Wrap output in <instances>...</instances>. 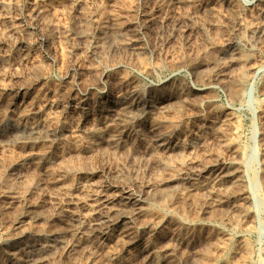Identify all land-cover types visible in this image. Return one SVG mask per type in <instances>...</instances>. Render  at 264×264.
I'll list each match as a JSON object with an SVG mask.
<instances>
[{
    "label": "rangeland",
    "instance_id": "rangeland-1",
    "mask_svg": "<svg viewBox=\"0 0 264 264\" xmlns=\"http://www.w3.org/2000/svg\"><path fill=\"white\" fill-rule=\"evenodd\" d=\"M262 23L264 0H0V264H264Z\"/></svg>",
    "mask_w": 264,
    "mask_h": 264
},
{
    "label": "bare ground",
    "instance_id": "bare-ground-1",
    "mask_svg": "<svg viewBox=\"0 0 264 264\" xmlns=\"http://www.w3.org/2000/svg\"><path fill=\"white\" fill-rule=\"evenodd\" d=\"M259 24V23H258ZM263 24V26L260 28L259 26H258V28H259V31H260V33L263 35L264 34V23H262ZM239 27V26H238ZM253 29H255V27L253 28ZM257 29V28H256ZM243 32V31H242ZM257 36V35H256ZM259 37H260V35H259ZM243 38V37H242ZM261 38V37H260ZM198 57V56H197ZM195 72V71H194ZM227 75L226 74H224L222 71L221 72H218V73H216V75L214 76V81L216 82V83H219V84H223L225 87H227L228 86V83L226 82V79H227ZM244 82V80H242V83L241 84H245V83H243ZM234 83V82H233ZM231 85V84H230ZM236 85V84H235ZM181 88V87H180ZM230 89V88H229ZM233 91V90H232ZM236 91V90H235ZM246 91V90H245ZM195 92V91H194ZM234 92V91H233ZM140 93V92H139ZM236 93V92H235ZM243 93H244V91H243ZM248 93V92H247ZM134 94V93H133ZM234 94V93H233ZM238 94V93H237ZM241 94H242V92H241ZM250 94V97H252V92H250L249 93ZM132 95V94H131ZM147 95V94H146ZM145 95V96H146ZM182 95V94H181ZM186 95H187V93H186ZM185 95V96H186ZM244 95V94H243ZM142 96V95H141ZM177 96V95H176ZM179 96V95H178ZM183 96V95H182ZM184 97V96H183ZM128 98H129V96H128ZM146 98V97H145ZM172 98V97H171ZM181 98V97H180ZM170 99V98H169ZM177 99V98H176ZM175 99V100H176ZM250 99V98H249ZM167 100H168V98H167ZM131 101V100H130ZM136 101V100H135ZM166 101V100H165ZM127 102V101H126ZM125 101L124 102H122L121 104H120V106L121 107H123V110L124 111H126L125 109H124V104L126 103ZM150 102H153V101H150ZM149 103V102H148ZM130 104H131V102H130ZM133 104V103H132ZM144 104V103H143ZM143 104H142V107H143ZM119 105V104H118ZM147 105V104H146ZM146 105H145V107H146ZM252 105V104H251ZM128 106H129V104H128ZM151 106V105H150ZM173 106V105H172ZM115 107V106H114ZM145 107H144V110H145ZM152 107V106H151ZM113 108V107H112ZM108 109V108H107ZM142 109V108H141ZM136 110V109H135ZM147 110V109H146ZM137 111H138V109H137ZM132 112V111H131ZM136 111H134V113H135ZM103 114V113H102ZM126 114V113H125ZM137 114V113H136ZM135 114V115H136ZM144 114H145V112H144ZM5 115H6V113H5ZM124 115V114H123ZM131 115H132V113H131ZM8 117V116H7ZM137 117H138V114H137ZM119 120V119H118ZM16 122V121H15ZM13 125H12V127L13 128H16L17 130H26V129H28V127H26V126H22V125H19V124H17V123H12ZM1 125V124H0ZM10 127V126H9ZM11 127V128H12ZM43 127H44V125H43ZM3 128V127H2ZM4 128H5V125H4ZM15 129V130H16ZM40 128L39 127H31L30 128V131L31 132H36L35 130H39ZM5 131V130H4ZM19 133V132H18ZM20 133H22V132H20ZM37 133V132H36ZM39 133V132H38ZM28 134H30V133H28ZM1 135V134H0ZM3 135V134H2ZM34 138V137H33ZM46 138V137H45ZM254 139H255V142H256V131L254 130V137H253ZM254 143V142H253ZM164 144V143H163ZM255 144V143H254ZM166 145V144H165ZM256 145V144H255ZM164 149V148H163ZM167 151V150H166ZM249 151V150H248ZM252 151V150H251ZM247 153V152H246ZM253 154H254V156H252V157H257L256 156V154H257V151H256V147L254 146L253 147ZM251 159V158H250ZM254 162V161H253ZM252 162V163H253ZM231 168V167H230ZM239 168V167H238ZM229 170L230 169H224L223 167H220L217 171H222L221 173L220 172H218L219 174H216L217 175V177L216 178H225V177H227V174H228V172H229ZM214 171V170H213ZM235 171H237V169L236 170H234V172ZM240 171V170H239ZM214 173V172H213ZM231 173V172H230ZM229 173V174H230ZM214 174V175H215ZM216 180V179H215ZM229 180V179H228ZM238 180H239V178H238ZM242 180V179H241ZM212 181V180H211ZM216 181H218V180H216ZM244 181V180H243ZM248 181H249V179H248ZM250 181H251V179H250ZM214 182V181H213ZM258 183V182H257ZM214 184V183H213ZM226 184V183H225ZM243 184V183H242ZM216 187V186H215ZM257 187V185H256V183H253V182H251V187H249V188H251L252 189V194L253 195H255L256 194V192H258V191H256V188ZM222 188V187H221ZM241 188H242V186H241ZM95 191L97 192V190L95 189ZM94 191V192H95ZM108 191H105V190H100V192L98 191L97 193L98 194H102L100 197H99V199L100 198H102V197H104L105 196V194L107 193ZM95 194V193H94ZM97 194V195H98ZM78 195V194H77ZM190 195V194H189ZM75 196V195H74ZM165 195L164 194H162V197H164ZM246 196V195H245ZM244 196V197H245ZM93 197V196H92ZM133 197H135L134 195H133ZM247 197V196H246ZM255 196H253V198H254ZM257 197H259V196H257ZM257 197H255V198H257ZM83 198V197H82ZM105 198V197H104ZM232 198V197H231ZM145 199V198H144ZM259 199V201L258 202H260V198H257V200ZM106 200H109V199H107L106 198ZM148 201H152V202H154V200L153 199H151V198H148L147 199ZM256 200V199H255ZM257 200H256V202H257ZM161 201V200H160ZM264 201V200H263ZM262 201V202H263ZM99 202V201H98ZM151 202V203H152ZM156 202H158V201H156ZM155 202V203H156ZM255 202V201H254ZM255 202V203H256ZM100 203H101V201H100ZM136 203H138V200L136 199V198H132L131 196H128L127 195V197L124 199V207H126V208H124V210H123V214H121L120 216H118L117 218H115L112 214H108L107 216H103L104 214H102V212H101V216H99L100 217V219H98L95 223H94V225H93V227H92V231H84V232H82L80 229H79V231H80V233H81V238H79V239H76L74 242H72L69 246H68V249H69V255H71V256H76V255H82V256H85L86 254H85V247H86V245L88 244V243H90L91 242V240H92V238H93V235L94 234H96L95 232H98V234H100V235H102L101 237L103 238L106 234H108L110 231L112 232V230H116L117 228H119L120 226H121V224L126 220V219H128V218H130L129 217V215H128V212L125 210V209H128L130 206L131 207H134V205ZM164 203H166V201L164 200ZM163 203V204H164ZM245 203V202H244ZM159 204H160V202H159ZM167 204V203H166ZM234 204V203H233ZM256 204H258V203H256ZM98 205V204H97ZM250 205V204H249ZM259 205H261V203L259 204ZM101 206H104V204H102ZM156 206H158V205H156ZM164 206H165V204H164ZM182 206V205H181ZM243 207H245V206H243ZM256 207V206H255ZM260 207V206H259ZM264 207V204H263V206H262V208ZM102 208V207H101ZM148 208H150V206L148 207ZM152 208V207H151ZM156 208V207H155ZM163 208V207H162ZM249 209H250V207H248ZM247 208V209H248ZM257 208V207H256ZM158 209V208H157ZM156 209V210H157ZM98 210H100V208H98ZM129 210V209H128ZM144 210V209H143ZM217 210V209H216ZM224 210V209H223ZM260 210V209H259ZM258 210V211H259ZM102 211V210H101ZM111 210H109V212H110ZM120 211V210H119ZM146 211H147V209H146ZM167 211V210H166ZM168 211H170V210H168ZM264 211V210H263ZM108 212V211H107ZM108 212V213H109ZM145 212V211H144ZM155 212V211H154ZM242 212V211H241ZM244 212V211H243ZM242 212V213H243ZM133 213V212H132ZM135 213V212H134ZM241 213V214H242ZM264 213V212H263ZM31 214V213H30ZM118 214V213H117ZM141 214V213H140ZM150 214H153V213H150ZM168 214V213H167ZM166 214V215H167ZM225 214V213H224ZM22 215V214H21ZM37 215V214H36ZM147 215V214H146ZM165 215V216H166ZM170 215V214H169ZM168 215V216H169ZM216 215V214H215ZM222 215V214H221ZM243 215H244V213H243ZM257 215V214H256ZM23 216V215H22ZM31 216V215H30ZM116 216V215H115ZM132 216H134V215H132ZM141 217V216H140ZM149 217V216H148ZM167 217V216H166ZM258 217V216H257ZM20 218V217H19ZM24 218H25V216H24ZM32 218V217H31ZM97 218V217H96ZM160 218V217H159ZM164 218V217H163ZM162 218V219H163ZM243 218V217H242ZM247 217L245 216V219H246ZM154 219V218H153ZM161 218H160V220H162ZM129 220V219H128ZM134 220V219H133ZM145 220V219H144ZM243 220V219H242ZM135 221V220H134ZM155 221V220H154ZM153 221V222H154ZM216 221V220H215ZM126 222V221H125ZM75 223V222H74ZM73 223V224H74ZM132 223H133V221H132ZM77 224V223H76ZM147 224V223H146ZM151 224H152V222H151ZM81 225V224H80ZM80 225H78V226H80ZM76 226V225H75ZM74 226V227H75ZM78 226H77V229H78ZM76 228V227H75ZM79 228H81V226L79 227ZM127 228V227H126ZM155 228V227H154ZM76 229V230H77ZM85 229V228H84ZM86 230V229H85ZM121 231V230H120ZM79 233V232H78ZM76 236V235H75ZM140 236V235H139ZM32 237H34V236H32ZM97 237V239H98V235L96 236ZM14 238V237H13ZM19 238V237H18ZM263 238V237H262ZM16 239V238H15ZM24 240V238H19L18 240H16L15 242H12V241H8V242H6V243H4V245H6L7 246V248L9 247V246H11V247H13V248H8V250H9V252L10 253H12V249H15V245H17L18 243H20L21 241L20 240ZM27 239V238H26ZM30 239V238H29ZM28 239V240H29ZM134 240V239H133ZM137 240V239H136ZM27 241V240H26ZM101 241V240H100ZM33 242V240H29L28 241V243H29V245L31 244ZM14 243V244H13ZM25 243V242H24ZM51 243H53V244H55V243H57V240L55 239H53V240H51V242L49 241H47L45 244H44V248H51L52 247V244ZM1 244V243H0ZM26 244V243H25ZM126 244V243H125ZM187 244V243H186ZM26 245H28V244H26ZM127 245V244H126ZM88 246V245H87ZM222 246V245H221ZM223 246H225V245H223ZM228 247V246H227ZM252 247V246H251ZM87 248V247H86ZM1 249V248H0ZM219 249H221V248H219ZM7 250V249H6ZM41 251L42 250H40V249H36V250H34V251H32V252H26L27 254H26V257H25V259H24V264H37V262L38 261H41V260H43V259H41L42 258V254H41ZM174 252V251H173ZM223 252V251H222ZM7 254V253H6ZM14 255V254H13ZM227 255V254H226ZM212 256V255H211ZM222 256V255H221ZM9 257V256H8ZM154 257V256H153ZM219 257V256H218ZM78 258V257H77ZM171 259V258H170ZM218 259V258H217ZM172 260V259H171ZM45 261V260H44ZM165 261V260H164ZM221 261V260H220ZM222 261H223V258H222ZM221 261V262H222ZM42 262V261H41ZM153 264V263H152ZM219 264V263H218ZM221 264V263H220ZM227 264V263H226Z\"/></svg>",
    "mask_w": 264,
    "mask_h": 264
}]
</instances>
